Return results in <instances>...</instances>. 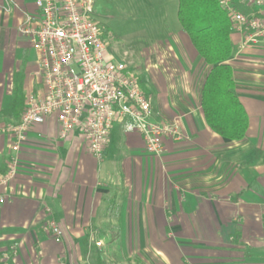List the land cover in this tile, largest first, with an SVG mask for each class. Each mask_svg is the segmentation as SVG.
I'll list each match as a JSON object with an SVG mask.
<instances>
[{"label":"crops","instance_id":"0c3cea01","mask_svg":"<svg viewBox=\"0 0 264 264\" xmlns=\"http://www.w3.org/2000/svg\"><path fill=\"white\" fill-rule=\"evenodd\" d=\"M35 1L0 0V126L20 119L5 114L15 91L24 106L42 93L37 52L17 29ZM125 9L140 28L165 30L127 65L138 67L151 120L177 121L183 138L165 137L158 158L116 123L97 158L78 129L60 138L54 116L33 124L18 151L0 133V264H264V47L229 58L249 118L245 138L229 140L203 118L207 65L177 20V0H127Z\"/></svg>","mask_w":264,"mask_h":264},{"label":"built area","instance_id":"2783aa9c","mask_svg":"<svg viewBox=\"0 0 264 264\" xmlns=\"http://www.w3.org/2000/svg\"><path fill=\"white\" fill-rule=\"evenodd\" d=\"M37 11L26 14L18 32L37 52L36 75L42 93L28 94L16 124L1 125L0 133L13 136L18 151L35 124L54 116L59 137L66 139L78 129L88 152L101 158L109 133L119 123L125 132L138 133L146 152L161 157L164 138H183L177 121L151 120L150 98L140 84L135 68L109 52L102 27L94 19L93 0H36ZM236 36L234 55L264 47V0H219ZM16 160L1 182L16 172ZM5 196L0 194V204ZM45 230L59 239L53 221Z\"/></svg>","mask_w":264,"mask_h":264},{"label":"trees","instance_id":"16d2710c","mask_svg":"<svg viewBox=\"0 0 264 264\" xmlns=\"http://www.w3.org/2000/svg\"><path fill=\"white\" fill-rule=\"evenodd\" d=\"M226 9L219 0H177V20L195 52L207 65L199 86L200 107L211 131L229 140L245 138L247 112L236 93L229 62L234 45ZM104 34L107 29L102 27ZM25 106L20 90L15 91L5 114L20 118Z\"/></svg>","mask_w":264,"mask_h":264},{"label":"rangeland","instance_id":"374dc122","mask_svg":"<svg viewBox=\"0 0 264 264\" xmlns=\"http://www.w3.org/2000/svg\"><path fill=\"white\" fill-rule=\"evenodd\" d=\"M126 2L127 0H93V17L100 27L109 29L105 36L110 54L126 64H138L141 62V49L145 47L147 40L165 30L140 28L138 23H134L126 15Z\"/></svg>","mask_w":264,"mask_h":264}]
</instances>
